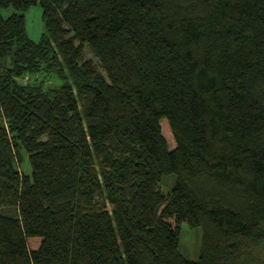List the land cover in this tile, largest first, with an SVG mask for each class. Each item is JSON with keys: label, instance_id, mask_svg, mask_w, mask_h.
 Wrapping results in <instances>:
<instances>
[{"label": "trees", "instance_id": "trees-1", "mask_svg": "<svg viewBox=\"0 0 264 264\" xmlns=\"http://www.w3.org/2000/svg\"><path fill=\"white\" fill-rule=\"evenodd\" d=\"M0 264H264V0H0Z\"/></svg>", "mask_w": 264, "mask_h": 264}, {"label": "rangeland", "instance_id": "rangeland-1", "mask_svg": "<svg viewBox=\"0 0 264 264\" xmlns=\"http://www.w3.org/2000/svg\"><path fill=\"white\" fill-rule=\"evenodd\" d=\"M13 11L12 7H8L3 10V15H7ZM25 21H26V30L30 37L34 39H39L42 32L44 31V22L42 18V8L37 2L36 4L31 5L25 11ZM83 59H90L93 62H98L96 56L92 53L88 46L85 47L83 52ZM30 78V77H29ZM27 77L24 79L26 81ZM60 81L55 76H50L46 80V84L54 86L59 84ZM164 121V120H163ZM161 121V131L162 134L169 146V148L175 147V141L172 136L171 131L168 129L167 125ZM23 162L21 164V169L25 173L29 174L31 171L30 164L27 160L26 153H23ZM175 180L174 174H169L163 177L161 182V190L163 193H167L170 190L172 183ZM201 240V228L189 226L188 223L183 222L180 226L179 232V251L190 260L198 259L199 248ZM36 247V243H34Z\"/></svg>", "mask_w": 264, "mask_h": 264}]
</instances>
